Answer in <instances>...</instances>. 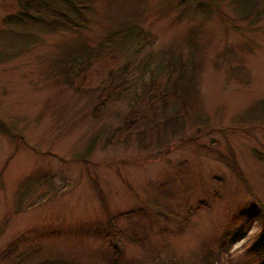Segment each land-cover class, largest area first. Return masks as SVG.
<instances>
[{"label": "rangeland", "instance_id": "obj_1", "mask_svg": "<svg viewBox=\"0 0 264 264\" xmlns=\"http://www.w3.org/2000/svg\"><path fill=\"white\" fill-rule=\"evenodd\" d=\"M78 1L0 0V264L262 263L264 0Z\"/></svg>", "mask_w": 264, "mask_h": 264}, {"label": "trees", "instance_id": "obj_2", "mask_svg": "<svg viewBox=\"0 0 264 264\" xmlns=\"http://www.w3.org/2000/svg\"><path fill=\"white\" fill-rule=\"evenodd\" d=\"M68 1H70L74 4H78L79 8L83 7V5H84L82 3V1H78V0H68ZM256 4H257L256 0H249L247 3L244 2V0H242L241 5H243L245 8L242 7L241 10H245L247 12V14L244 15V13H245V11H244L243 15L245 17H251L254 13H256V10L258 11V8L255 6ZM243 15H241V17ZM76 16H75V18H76ZM57 19L59 21V17H56V23L58 22ZM78 19H79V17H78ZM61 21L62 22L64 21V24L67 23V25L72 26L73 28L77 27V23H73V22L70 23L71 20L69 21L67 19L61 18ZM70 58L72 59L73 64H75L76 58L74 56H72ZM70 58H69V60L71 61ZM189 79H190V77L185 78V80L187 81V87L189 84ZM110 96H111L110 93H107V98H109ZM175 98L178 99L179 108L176 109L175 111L171 112L172 99H175ZM185 101L186 100H185L184 96H182L180 94H175V93L168 94V92H163L160 96L155 97V100H153V98L149 97L148 102L150 103V107H151L150 110H155L153 117H151V120L154 121L155 125H157L160 121L169 123V122H171L172 119H177V117H176L177 113L183 115V112L185 111ZM100 104L104 105L105 102L102 101ZM144 115L145 114L140 113V107L139 106H134L132 108V110H130V112L128 113V115L126 117V120H125L126 125L125 126L123 125L119 129L118 133L123 134V132H126L128 134V133H131L133 131L134 132H136V131L141 132V124L142 123L140 122V118ZM146 128H148V126ZM96 183L98 186L97 187L98 193H101V192L103 193V191L100 187V184L98 182H96ZM101 198H103V197H101ZM256 213H255L256 215L260 214L259 212H256ZM130 214H134V212H132ZM109 218H110V216H109ZM263 218H264V216H263ZM109 220H110V223L114 224V217L110 218ZM101 233H102V231H100L98 229L97 234L100 235ZM109 233L110 232H105V235L109 236L110 235ZM245 234H246V232L242 229L238 230L235 233H226L224 235L222 241H221L222 248H225V250H228L230 247V244H232L233 242H237V241L242 240L245 237ZM263 234H264V221H263L262 231L260 233H258L257 236H261ZM14 249H15L14 246H12L9 249L10 253H9V251L4 253L2 255V257H0V262H1V260L8 259L9 256H11ZM119 253H120V251H119L118 246H117V247H115V256L114 257L117 258L118 255H120ZM211 255L207 256L206 259H203L202 263L213 264L214 259H212ZM56 263H58L57 260H56ZM112 264H115V263L112 262ZM260 264H264V260Z\"/></svg>", "mask_w": 264, "mask_h": 264}]
</instances>
